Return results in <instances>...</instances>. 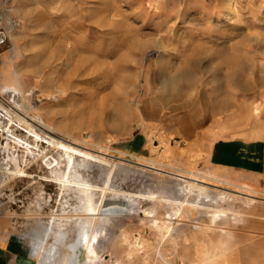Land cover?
Wrapping results in <instances>:
<instances>
[{"label": "rangeland", "instance_id": "1", "mask_svg": "<svg viewBox=\"0 0 264 264\" xmlns=\"http://www.w3.org/2000/svg\"><path fill=\"white\" fill-rule=\"evenodd\" d=\"M0 29V252L37 264L31 241L63 215L59 184L27 152L58 155L45 121L107 160L93 163L95 184L110 169L109 187L131 199L102 220L99 258L80 248L84 264H264L254 180L212 165L205 148L211 135L264 136V0H0ZM12 155L31 178L15 175ZM192 173L211 195L196 209L180 190ZM68 228L73 246L79 225Z\"/></svg>", "mask_w": 264, "mask_h": 264}, {"label": "bare ground", "instance_id": "2", "mask_svg": "<svg viewBox=\"0 0 264 264\" xmlns=\"http://www.w3.org/2000/svg\"><path fill=\"white\" fill-rule=\"evenodd\" d=\"M5 109L12 119L18 120L21 124H30L25 117L19 115L14 109ZM26 111H30V108H27ZM190 120L192 121V119ZM44 123L60 135L57 137V140L49 141L53 145V150L58 155L50 156L47 150L40 147H38V151L31 148L27 152L31 154L33 160L37 163L38 169L49 172L54 182L59 184L62 191V200H64L62 201L63 215L61 217L55 215L54 221H52L53 224L49 223L41 236L36 238V241L33 237L34 240L31 241L33 244L31 249L33 256L37 259V264H84L81 259L83 251L80 248L82 247L85 251L86 261L92 262L99 258L95 244L103 229L102 220L108 214L116 216L125 213L131 199L126 194L118 193L116 187L113 188V185L109 187L112 175V170L110 169L104 172L105 179L103 178V186H98L90 179L93 163L98 160L107 162L106 159L96 156L80 146L74 145L69 140L73 138L71 135L60 128L48 125L45 121ZM178 123L179 127L188 135L189 132L187 130L190 129L188 125L182 120H179ZM30 125L32 130L36 128L32 124ZM140 126L144 125L141 124ZM91 138V133H88L87 135L83 134L77 140L83 144H89L92 142ZM158 138L165 146L164 154L168 155L171 151L169 141L161 137ZM149 141L151 143V136L149 137ZM157 148L155 147L154 150ZM11 159L17 166L15 175L18 178H31L27 169L22 167V161L19 156L12 155ZM192 175L194 177L190 179H181L185 183H180V190L184 198L182 204L196 209L198 208L196 203L203 196L209 199L211 195L209 187L200 185V181L197 178L199 175L194 173ZM110 192L113 194V198H108ZM230 198V196L222 197L226 202ZM72 199H75V202H72ZM252 202H254V199L249 200V203ZM224 212L226 213L227 210L215 212L213 222ZM66 214H70V216H65ZM71 222L79 225V239L73 246L65 244L68 233L71 230L68 228ZM50 239H53L51 244H49Z\"/></svg>", "mask_w": 264, "mask_h": 264}, {"label": "crops", "instance_id": "3", "mask_svg": "<svg viewBox=\"0 0 264 264\" xmlns=\"http://www.w3.org/2000/svg\"><path fill=\"white\" fill-rule=\"evenodd\" d=\"M206 146L212 165L252 178L254 188L264 200V136L258 139H247L220 138L211 135ZM12 248L18 251L17 247ZM8 255L11 257L7 256L6 251L0 252V264L17 262V254L9 252Z\"/></svg>", "mask_w": 264, "mask_h": 264}, {"label": "built area", "instance_id": "4", "mask_svg": "<svg viewBox=\"0 0 264 264\" xmlns=\"http://www.w3.org/2000/svg\"><path fill=\"white\" fill-rule=\"evenodd\" d=\"M8 33L9 30H5V29H0V47H3L4 45H6L7 40H8Z\"/></svg>", "mask_w": 264, "mask_h": 264}]
</instances>
